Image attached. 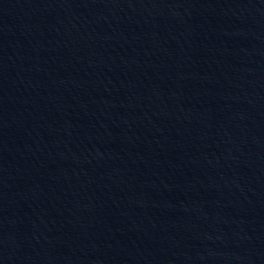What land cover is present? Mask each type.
Here are the masks:
<instances>
[{"label":"water","instance_id":"1","mask_svg":"<svg viewBox=\"0 0 264 264\" xmlns=\"http://www.w3.org/2000/svg\"><path fill=\"white\" fill-rule=\"evenodd\" d=\"M0 264H264V0H0Z\"/></svg>","mask_w":264,"mask_h":264}]
</instances>
